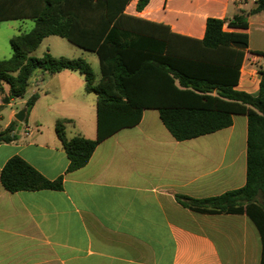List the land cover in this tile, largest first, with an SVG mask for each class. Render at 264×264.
Masks as SVG:
<instances>
[{
	"label": "crops",
	"instance_id": "1",
	"mask_svg": "<svg viewBox=\"0 0 264 264\" xmlns=\"http://www.w3.org/2000/svg\"><path fill=\"white\" fill-rule=\"evenodd\" d=\"M57 1L56 9L83 18L78 0ZM137 2L129 0L123 13L185 38L202 40L208 18L225 21L224 32L246 33L248 47L233 89L258 92L264 10L250 14L257 0H149L140 11ZM43 6L26 0V10ZM240 13L247 29L229 28L227 22ZM67 21L58 24L70 26L73 20ZM34 26L33 18L0 21V60L11 56L10 38ZM42 44L45 52L34 55ZM39 47L33 57L48 52L84 60L88 53L58 36ZM28 82L21 98H10L8 84L0 83V132L12 123L17 131L15 115L37 95L15 131L17 139L0 144V171L18 156L48 180L61 177L62 188L10 193L0 184V264H260L259 233L246 215L198 213L176 199L215 197L245 184L244 115H233L227 128L178 142L157 110H143L137 125L101 141L85 166L66 173L55 123L70 121L66 138L95 139L96 95L86 93L83 76L71 70L51 75L35 70Z\"/></svg>",
	"mask_w": 264,
	"mask_h": 264
},
{
	"label": "trees",
	"instance_id": "2",
	"mask_svg": "<svg viewBox=\"0 0 264 264\" xmlns=\"http://www.w3.org/2000/svg\"><path fill=\"white\" fill-rule=\"evenodd\" d=\"M33 1L43 3L44 10H26V0H0V21H35L31 31L10 38L11 56L0 60V83L8 84L10 98H21L35 70L50 75L71 70L83 76L85 92L96 95V137L66 138L65 126L70 121H56L55 133L68 160L66 173L85 166L101 141L137 125L143 110H157L163 126L178 142L227 128L233 115H244L245 184L215 197L194 199L177 195L176 199L184 208L198 213L246 215L259 233L260 264H264V71L255 95L233 89L243 50L248 47L247 34L224 32L225 21L208 18L202 40L185 38L170 33L165 26L125 15L123 10L129 0H78L85 11L80 21L56 9L53 0ZM148 1L138 0L136 10H142ZM263 10L264 0H257L250 14ZM58 19L73 21L68 26L58 24ZM227 26L246 30V15H235ZM49 36L64 38L95 54L99 76L81 58H55L48 52L33 57L32 53ZM36 100L34 94L26 101L27 111ZM16 127L12 123L0 132V144L17 139ZM0 184L10 193L58 191L62 178L48 180L14 156L2 167Z\"/></svg>",
	"mask_w": 264,
	"mask_h": 264
},
{
	"label": "rangeland",
	"instance_id": "3",
	"mask_svg": "<svg viewBox=\"0 0 264 264\" xmlns=\"http://www.w3.org/2000/svg\"><path fill=\"white\" fill-rule=\"evenodd\" d=\"M24 31H26V32H28V31H30L31 29H26V28H24L23 29ZM56 39V38H55ZM45 50H46V44H42L39 48H38V50H37V52H36V54H34V55H40V54H42V52H45ZM56 52V51H55ZM86 55V59H84L85 61H87L88 63L89 62H91V69H92V71L97 75V76H99V64H98V59L96 58V55L95 54H93V53H86L85 54ZM38 58V57H37Z\"/></svg>",
	"mask_w": 264,
	"mask_h": 264
},
{
	"label": "water",
	"instance_id": "4",
	"mask_svg": "<svg viewBox=\"0 0 264 264\" xmlns=\"http://www.w3.org/2000/svg\"><path fill=\"white\" fill-rule=\"evenodd\" d=\"M25 114H26V109H22L20 111L17 112V114L15 115V120L19 123L18 129L16 131V134H18L19 130H20V126L24 121L25 118Z\"/></svg>",
	"mask_w": 264,
	"mask_h": 264
},
{
	"label": "built area",
	"instance_id": "5",
	"mask_svg": "<svg viewBox=\"0 0 264 264\" xmlns=\"http://www.w3.org/2000/svg\"><path fill=\"white\" fill-rule=\"evenodd\" d=\"M24 135H25V136H27V135H28V132H27V131H25V132H24Z\"/></svg>",
	"mask_w": 264,
	"mask_h": 264
}]
</instances>
